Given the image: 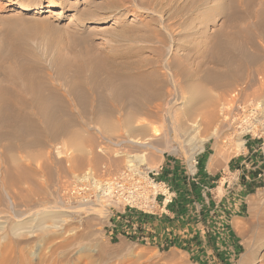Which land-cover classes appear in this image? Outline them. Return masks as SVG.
Here are the masks:
<instances>
[{"label":"rangeland","instance_id":"374dc122","mask_svg":"<svg viewBox=\"0 0 264 264\" xmlns=\"http://www.w3.org/2000/svg\"><path fill=\"white\" fill-rule=\"evenodd\" d=\"M111 1L0 0V79L10 77L16 62L25 60L32 74L61 90L65 111L59 113L71 117L67 129L45 143L42 155L39 147L17 149L9 153L16 158L11 163L4 159L5 141H0V264H264V176L257 177L264 168L260 30L252 28L251 43L235 48L246 51L249 61L237 57L229 65L217 64L200 56L203 43L222 26L224 14L242 9L239 0H132L128 6ZM262 1H252V20ZM17 2L28 3L29 9L19 11ZM113 55L148 74L151 83L157 79L165 92L161 117H155L152 103L148 111L134 113L131 126L125 125L121 117L126 110L120 105L112 114L98 104V96L80 85L74 92L68 90L69 82L86 81L87 72L77 79L72 73L75 76L89 61ZM175 64L188 67L186 80L180 79L188 88H175ZM208 69L216 77L230 72V81L222 78L220 85H214L203 76ZM236 89H240L238 97L232 94ZM242 116L257 121L259 137L243 135L237 127ZM142 120L147 129H136L133 125ZM125 128L128 136L147 143L128 141ZM151 128L157 129L156 136ZM245 139L261 143L262 164L248 175L255 188L243 187L245 178L240 175L233 189L213 190L222 212L227 213L225 207L230 205L229 222L222 228L211 220L224 214H209L211 209L202 206L194 191L196 204L186 202L189 207L181 211L184 215L170 232H160L154 239L132 231L116 236L111 228L123 204L84 199L68 189L71 180L88 169L95 178L102 170L107 175L119 172L129 165L132 154L143 156L144 164H136L143 171L156 170L168 159L183 171L197 160L203 146L210 147L211 158L226 163L241 153ZM200 165L199 160L196 167ZM90 190L93 193L94 183ZM177 202L185 201L179 196Z\"/></svg>","mask_w":264,"mask_h":264},{"label":"bare ground","instance_id":"6f19581e","mask_svg":"<svg viewBox=\"0 0 264 264\" xmlns=\"http://www.w3.org/2000/svg\"><path fill=\"white\" fill-rule=\"evenodd\" d=\"M131 1L132 0H112L111 2L112 4L118 3V5L121 6L124 5L128 6L132 4L133 1L132 2ZM239 1L243 4L242 9H239L238 11L233 10L224 14L223 15L224 22L222 26H220L219 29L213 32L211 31L209 37L207 36V38L209 39L207 40V42L203 43L205 49L203 50L202 53H200V56H203L206 60L223 65H229L237 57L238 58L243 57L242 58L243 61H247V60L249 61V55L248 53H246V51L236 50L235 48L240 47V49H242L241 46H246L251 43V40L253 39L252 37L253 34L251 33L252 28L259 29L261 32L260 34H262L261 36L264 39V1H262L259 11L255 14L254 20L251 19L252 13H251V9L249 8L253 0H239ZM16 7L19 11H25L29 9V4L25 2H17ZM134 9L139 11V7L137 8V6ZM143 10L147 11L148 9L144 8ZM117 57H114V55L113 57L105 56L104 60L103 59L102 60L100 59L98 61L92 60L86 63L85 66L82 65L83 67L79 68L76 71L77 73H75V76H73L74 73H72V78L73 79L75 78L77 79L79 77L81 78L83 77V73L87 72L86 81L85 82L80 81V83L71 81L67 84L68 90L70 92H74L80 85L82 89L84 88L85 92H88L94 96H98V99L100 98L98 100L100 101V103L95 99L96 102H98V104L103 103L107 112L108 111L112 112L116 107H119L120 105L122 107L121 109L126 110V115L121 117L122 122L125 123V125L128 124L129 126H131L130 125L131 122L135 121V120L132 121L134 118V113L136 114V111H142L145 108H146L145 110H147V108H149V104L152 103L156 108L154 113L157 116L155 117L158 116L161 117L160 116L161 114H159V112L161 113V110H163L162 109L163 101H161V98L164 96L165 92H163L162 88L160 87V83L157 81V79H155V81L151 83L148 74L137 69L138 67L136 68L134 66L128 65L127 62H124L122 61L121 58H117ZM246 66L249 65L247 64ZM31 67L32 66H29V64H27L25 60L19 59L16 62V66L14 68L12 67L13 69L12 68L10 69L11 76L2 77L0 79V141H2V143L3 141H5L3 146H1L3 147L4 159L6 161H10L11 163L16 162V158L13 155L10 156L9 153L12 154V151L17 149L19 151L25 148L30 149V147L32 148L39 147V149H41V152L40 151L39 152L42 155V152H44L42 151V147L45 145V143L52 142L55 139H57L60 133H63L67 129L66 128L67 122L71 119L70 115L69 116L66 114L61 115L59 113V111L62 113L63 111H65L63 105L65 103V102L63 103L64 94L60 92L61 90L59 91L58 87L55 84H53V82L47 80V78L45 79L39 74L38 75L32 74L34 73V71L32 72ZM174 67L175 68L173 72V78L175 79L173 80H176V82L174 81V86L176 89L178 88L177 90H179V88L180 90L184 89V87L187 84L184 81L186 80L185 78L187 77L188 74V67H186L185 64L183 66H180L179 64H175ZM195 71H197V68ZM229 73H222L221 77H216L215 76L216 74L213 72V70L208 69L205 71V74L203 76L205 77L206 80H213L214 85L218 86L221 84L222 78L225 79L228 78L229 80L228 77L230 75ZM101 74H103V76H101ZM180 79H184V81H181ZM99 106L102 108L101 105ZM151 115L152 114H150V116ZM172 119L174 122H177V119L174 116L172 117ZM106 121L108 123V120ZM146 123L147 122L145 120H142V122H136L134 125L132 123V125L136 129L146 130L147 129ZM125 129L126 130L124 131V133L128 136V130L127 128ZM151 129H152L151 130L152 136H156L158 132L157 129L154 130L153 128ZM128 137H129L128 141L130 142H134L137 144L147 143L146 140H142L136 137L132 138L131 136ZM148 137L151 138V136ZM85 150L87 152V150L89 149H85ZM83 152L84 151H82V153ZM17 158L19 157L17 156ZM128 158H129L128 167L129 166L137 167L138 165L136 166V164L139 165L144 164V158L142 155L132 154L129 155ZM191 167H193L192 164ZM15 168H17L16 164H15ZM19 172L20 171L18 170L17 173ZM69 185H68V189H69ZM260 264L263 263L261 262Z\"/></svg>","mask_w":264,"mask_h":264},{"label":"crops","instance_id":"0c3cea01","mask_svg":"<svg viewBox=\"0 0 264 264\" xmlns=\"http://www.w3.org/2000/svg\"><path fill=\"white\" fill-rule=\"evenodd\" d=\"M259 145V142L247 139L241 153L232 156L226 163L219 159L214 160L211 158V154L208 151L210 147L203 146L202 150L197 154V162L199 164L200 160L201 165L199 169L196 167L194 175H190L186 167L181 171L176 161L166 160L165 165L159 167L157 178L165 187H168V194L173 195L176 199H167L168 201L162 202V197L159 196L158 205L154 213H144L123 207L119 211L120 213L111 228V232H116L115 235L117 236L132 231L142 238L148 236L150 239L157 238V234L160 232L165 231V233H168L173 230L178 219L184 215L181 211L189 207L186 202L190 201L191 205L196 204L193 195L194 191H196L198 199L202 201V206H207L206 208L211 209L209 214L215 213L217 215L218 212L222 211L221 207L218 208L219 200H216L213 190L219 187L224 191L233 189L236 180L232 179L237 175L245 178V180H242L244 183L243 187L255 188L256 184L252 182L254 179H249L248 175L249 173L253 175L262 164ZM228 183L230 184L228 185ZM181 192H184V195ZM179 196L185 202L179 204L177 202ZM229 208L230 205L225 207V210L229 212ZM228 212L224 211L222 212L224 215L220 214L217 217H212L211 222L220 224L221 228L224 227L229 222L228 218H226Z\"/></svg>","mask_w":264,"mask_h":264},{"label":"built area","instance_id":"2783aa9c","mask_svg":"<svg viewBox=\"0 0 264 264\" xmlns=\"http://www.w3.org/2000/svg\"><path fill=\"white\" fill-rule=\"evenodd\" d=\"M239 93L240 89H236L232 94L238 97ZM248 116L240 117L237 127L244 132L243 135L250 134V138L254 139L255 136L259 137L257 135L259 131L257 130V121L254 118L249 119ZM243 142L246 143L247 139ZM259 146L263 151L261 143ZM192 162H194L192 163L193 167L190 164V168H186L190 175L195 174L198 163L197 160ZM159 169L143 171L139 167L127 166L113 175H107V171L102 170L100 177L96 178L92 170H86L71 180L69 189L76 192V194L81 193V197H85L84 199L93 197V199L120 203L125 207L144 213H154L158 205L159 196L162 197V202L171 200L173 197V195L168 194V187H165L161 181L157 180ZM262 176H264V168L257 174L258 178ZM238 177L239 175L233 177L232 180H237ZM91 183H94L93 193L90 190Z\"/></svg>","mask_w":264,"mask_h":264}]
</instances>
